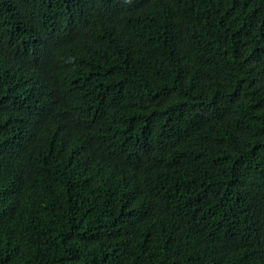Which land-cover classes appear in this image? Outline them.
<instances>
[{
  "label": "trees",
  "instance_id": "16d2710c",
  "mask_svg": "<svg viewBox=\"0 0 264 264\" xmlns=\"http://www.w3.org/2000/svg\"><path fill=\"white\" fill-rule=\"evenodd\" d=\"M0 264H264V0H0Z\"/></svg>",
  "mask_w": 264,
  "mask_h": 264
},
{
  "label": "clouds",
  "instance_id": "9594fccd",
  "mask_svg": "<svg viewBox=\"0 0 264 264\" xmlns=\"http://www.w3.org/2000/svg\"><path fill=\"white\" fill-rule=\"evenodd\" d=\"M69 23H73L77 27L81 28L87 34L88 40H90V41H95L96 37L99 34V32H102V27L98 23L94 24L91 27H86V26L80 25V23H78V21L74 22L73 19H71V20H68L67 22H65L62 25V29H63L64 35H65V31H66L67 26H68ZM65 39H66V36H65ZM66 41H67V43H68V45H69V47L71 49H74L75 51L79 52L82 55V53H83V45H82L81 41L74 42V41H69L67 39H66Z\"/></svg>",
  "mask_w": 264,
  "mask_h": 264
}]
</instances>
